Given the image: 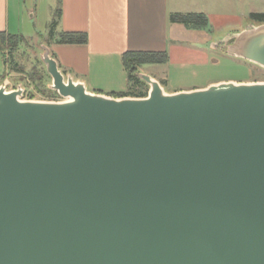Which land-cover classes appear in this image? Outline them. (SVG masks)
Returning a JSON list of instances; mask_svg holds the SVG:
<instances>
[{
	"label": "water",
	"instance_id": "95a60500",
	"mask_svg": "<svg viewBox=\"0 0 264 264\" xmlns=\"http://www.w3.org/2000/svg\"><path fill=\"white\" fill-rule=\"evenodd\" d=\"M264 70V24L219 43ZM0 78V264H264V83L90 92Z\"/></svg>",
	"mask_w": 264,
	"mask_h": 264
},
{
	"label": "crops",
	"instance_id": "0c3cea01",
	"mask_svg": "<svg viewBox=\"0 0 264 264\" xmlns=\"http://www.w3.org/2000/svg\"><path fill=\"white\" fill-rule=\"evenodd\" d=\"M41 1L0 0V32L24 36L27 16L35 17ZM61 1L62 17L55 32L84 33L88 43L59 45L53 37L50 54L66 75L103 94H119L126 89L122 56L127 52H165L169 62L173 54L190 55L181 45L212 40L206 31L190 30L171 22L173 14L202 13L187 10L186 0ZM57 4L58 0H50L53 18Z\"/></svg>",
	"mask_w": 264,
	"mask_h": 264
},
{
	"label": "rangeland",
	"instance_id": "374dc122",
	"mask_svg": "<svg viewBox=\"0 0 264 264\" xmlns=\"http://www.w3.org/2000/svg\"><path fill=\"white\" fill-rule=\"evenodd\" d=\"M185 4H187V10H198L208 16L209 28L206 33L212 40L196 45H181L182 50H186V53L190 55L185 57L173 54L168 63L146 65L140 67L138 73H144L156 79L167 93L203 89L223 82L264 83L263 69L262 71L261 68L257 69V66L243 59L227 55L219 45L230 35L240 33L249 26H258V23L250 20L249 15L264 13V0H186ZM39 6L40 9L34 18L27 16L24 31L26 43L21 44L18 51L17 60L25 73L7 70L5 58L0 52V78L4 77L2 81L8 80L11 87L22 85L27 89L29 94L22 100L62 102L64 100L49 88L52 79L41 61L42 45L47 46L53 38L50 36V25L53 21L50 0H42ZM51 57L54 58L52 55ZM34 69L45 71L47 74L45 87L42 90H48V95L36 90L35 85L31 83L30 74ZM74 77L77 76L74 75ZM128 86L127 80V87L123 93L129 92ZM87 89L90 92L100 93V91H94L90 84L87 85Z\"/></svg>",
	"mask_w": 264,
	"mask_h": 264
},
{
	"label": "trees",
	"instance_id": "16d2710c",
	"mask_svg": "<svg viewBox=\"0 0 264 264\" xmlns=\"http://www.w3.org/2000/svg\"><path fill=\"white\" fill-rule=\"evenodd\" d=\"M62 17V1L58 0L57 8L54 12V18L51 22L50 36L56 37L55 43L59 45H86L88 43V36L84 33H56L55 29L59 20ZM250 20L264 24V13H251ZM171 22L182 24L190 30L206 31L209 27V18L203 13H188V14H173L170 18ZM52 42V41H51ZM51 42L47 44L51 47ZM26 43L24 36L7 35L0 32V52L5 58L7 70L16 73H25L24 68L18 63V51L20 45ZM54 57V55H52ZM55 58V57H54ZM168 54L162 53H144V52H127L122 56V64L128 77L127 93L111 94L114 97H146L148 93V86L141 81L137 74L140 67L146 65H162L168 63ZM259 69V67H257ZM262 70V69H261ZM263 71V70H262ZM47 74L45 71L33 70L30 74L31 83L35 85L36 90L49 93L48 90H42L45 87V79ZM4 78V77H2Z\"/></svg>",
	"mask_w": 264,
	"mask_h": 264
},
{
	"label": "built area",
	"instance_id": "2783aa9c",
	"mask_svg": "<svg viewBox=\"0 0 264 264\" xmlns=\"http://www.w3.org/2000/svg\"><path fill=\"white\" fill-rule=\"evenodd\" d=\"M5 83H6V85H7L9 88H11V89L14 88V87H11L10 82H9L8 80H5ZM27 92H28V90L25 89V92H24L23 98H26L25 96L29 94V93L27 94ZM27 97H28V96H27ZM30 97H31V96L29 95V98H30Z\"/></svg>",
	"mask_w": 264,
	"mask_h": 264
}]
</instances>
